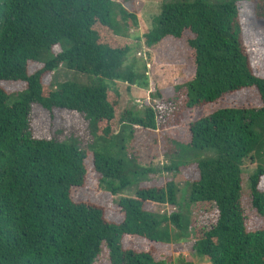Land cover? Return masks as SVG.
Masks as SVG:
<instances>
[{"label": "trees", "instance_id": "trees-1", "mask_svg": "<svg viewBox=\"0 0 264 264\" xmlns=\"http://www.w3.org/2000/svg\"><path fill=\"white\" fill-rule=\"evenodd\" d=\"M245 3L253 4L260 25L264 0L165 1L151 28L132 39L152 48L190 34L186 44L194 74L173 87L171 99L155 92L151 96L157 103L118 115L120 95L105 80L126 84L128 90L149 89L145 64L127 63L133 46L119 41L138 27L124 3L0 0V84H25L14 92L0 85V264H96L102 247L109 264H181L180 258L156 260L154 247L126 249L123 239L187 242L195 233L189 209L198 203L211 205L215 220L198 230L192 256L209 264H264V228L249 230L243 207V168L250 162L256 165L248 177L250 204L264 216V72H257L244 41L240 16ZM29 63L42 67L29 74ZM60 67L92 81H63L48 89L44 77ZM250 88L257 91L260 107L218 109L188 123L187 143L170 138L168 131L181 124L184 111ZM35 105L76 113L94 142L61 140L55 134L39 138ZM139 128L163 136L165 154L173 159L162 170L177 174L196 166L198 179L185 182L184 204L174 179L141 186L162 170L140 166L129 153ZM88 153L98 188L118 197L120 222L109 221L101 206L72 199V189L84 186ZM147 204L174 210H151Z\"/></svg>", "mask_w": 264, "mask_h": 264}, {"label": "rangeland", "instance_id": "rangeland-1", "mask_svg": "<svg viewBox=\"0 0 264 264\" xmlns=\"http://www.w3.org/2000/svg\"><path fill=\"white\" fill-rule=\"evenodd\" d=\"M124 3V7L136 15L138 27L132 28L128 32L129 38H119L120 42H125L133 46L127 63H134L137 66L145 64L146 75L149 77V89L142 90L135 86L127 89V85L121 82H110L105 80L104 83L120 95L118 115L124 109L141 111L143 107L152 105L159 101L152 99V94L160 92L162 99H171L173 96V87L189 81L194 74V67L191 59V50L186 44V39L191 35L186 33L183 39L175 41L166 39L160 44L147 48L143 40L135 45L134 37H142L148 31L153 19L160 13L161 5L169 0H117ZM133 7V9L131 8ZM244 41L250 51L251 59L257 72L260 74L261 69L264 72V65L260 59L264 54V20L259 23L255 19L254 8L252 3H245L242 7L240 16ZM131 38V39H130ZM42 64L29 63V74L40 69ZM63 81H75L80 84L90 83L92 77L75 73L60 67L55 73L45 76L43 83L48 89L54 90L56 85ZM7 92L20 91L25 88L24 83L1 82L0 84ZM261 100L257 91L253 88L243 89L239 92L227 95L215 104L207 105L199 109L187 110L182 113L181 124L168 131L170 138L187 143L189 141L188 123L201 116L211 114L221 108L230 107H260ZM32 116L35 120L34 131L39 138H48L55 134L61 140H71L76 143H93L94 140L89 138L83 129V124L76 113H70L65 110L47 111L40 106L32 107ZM119 119V118H118ZM117 120V119H116ZM81 125V126H80ZM81 127V128H80ZM54 128V130H51ZM62 129L57 132V130ZM115 133L119 131V126L112 123ZM51 130V132H50ZM56 131V132H55ZM64 132V134L62 133ZM55 132V133H54ZM129 153L132 154L137 163L142 167H151L162 170L165 165H169L171 157L166 155L167 147L163 141L160 132L137 129L133 134V139L129 143ZM203 156H206L203 155ZM86 179L82 188L72 189V199L75 202H88L101 206L105 209L106 217L109 221L120 222L122 214L118 208V197L98 188V175L95 173L92 163V154L88 153L85 159ZM254 164L246 162L243 168V207L246 214V225L249 230L264 228V216H260L251 207L250 196L248 194V177L255 169ZM148 180L141 183L142 187L160 186L167 180L174 179L179 189L178 201L182 204L186 201L188 194L185 182L198 179V171L195 165L180 168L179 173H170L162 170L148 176ZM147 209L160 210L169 213L174 210L170 205H164L157 208L153 204H147ZM191 224L195 233L187 242H180L175 245H160L149 243L140 238L125 237L123 246L126 249H132L138 252L147 251L150 247L155 248L156 260H163L171 257L172 259L180 258L181 264H209L207 261L196 258L191 255L192 241L199 237L198 230L206 225H211L215 220L214 208L206 203H198L190 206ZM179 256V257H178ZM96 264H109L108 251L102 247V251L97 258Z\"/></svg>", "mask_w": 264, "mask_h": 264}]
</instances>
